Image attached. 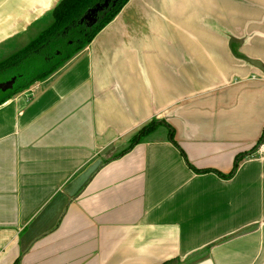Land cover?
<instances>
[{"label": "crops", "instance_id": "0c3cea01", "mask_svg": "<svg viewBox=\"0 0 264 264\" xmlns=\"http://www.w3.org/2000/svg\"><path fill=\"white\" fill-rule=\"evenodd\" d=\"M59 1L0 0V55ZM249 59L264 0H128L1 103L0 264H264V136L226 176L264 127ZM154 118L177 144L161 124L124 152Z\"/></svg>", "mask_w": 264, "mask_h": 264}, {"label": "trees", "instance_id": "16d2710c", "mask_svg": "<svg viewBox=\"0 0 264 264\" xmlns=\"http://www.w3.org/2000/svg\"><path fill=\"white\" fill-rule=\"evenodd\" d=\"M103 1L60 0L51 12L49 24L36 37L27 44L15 49L10 48L7 53L0 55V82L16 77L13 87L1 93L0 104L14 93L21 92L36 81L47 77L63 62L86 46L95 34L114 18L128 0H111L108 7L99 13L90 27L84 29L85 23L81 19L87 10ZM161 124L168 128L169 140L177 144L173 139L172 127L164 120L154 118L130 138L129 145L124 152L141 142ZM263 136L264 127L257 143L249 151L240 152L235 156L233 168L226 176H230L234 172L241 158L255 150ZM186 162L191 166L187 159ZM171 262V260L165 261L163 264Z\"/></svg>", "mask_w": 264, "mask_h": 264}, {"label": "water", "instance_id": "95a60500", "mask_svg": "<svg viewBox=\"0 0 264 264\" xmlns=\"http://www.w3.org/2000/svg\"><path fill=\"white\" fill-rule=\"evenodd\" d=\"M111 0H104L101 4H97L93 8H90L87 10L86 14L83 16L81 21L87 20L89 17H91L93 14H96V12L102 11L105 8L108 7ZM249 62L259 68L261 71L264 72V66L262 63L255 59H249ZM16 77H12L9 80L0 82V91L5 92L9 89H11L15 83Z\"/></svg>", "mask_w": 264, "mask_h": 264}, {"label": "flooded vegetation", "instance_id": "af4514ba", "mask_svg": "<svg viewBox=\"0 0 264 264\" xmlns=\"http://www.w3.org/2000/svg\"><path fill=\"white\" fill-rule=\"evenodd\" d=\"M102 12V11H99V12H96V14H93L91 17H89L87 20H84L83 23H85V26L83 27L84 29L87 28V27H90V25L94 22L93 20L96 19L99 15V13Z\"/></svg>", "mask_w": 264, "mask_h": 264}, {"label": "built area", "instance_id": "2783aa9c", "mask_svg": "<svg viewBox=\"0 0 264 264\" xmlns=\"http://www.w3.org/2000/svg\"><path fill=\"white\" fill-rule=\"evenodd\" d=\"M258 151L261 152L262 155H264V142L260 144Z\"/></svg>", "mask_w": 264, "mask_h": 264}, {"label": "rangeland", "instance_id": "374dc122", "mask_svg": "<svg viewBox=\"0 0 264 264\" xmlns=\"http://www.w3.org/2000/svg\"><path fill=\"white\" fill-rule=\"evenodd\" d=\"M25 40H26V39H25ZM23 42H24V41H22V40L19 41L17 46H18V47L22 46V45H23V44H22ZM26 44H27V43H26ZM15 46H16V45H15ZM39 62L41 63L42 61L40 60ZM1 93H3V92L0 91V95H1Z\"/></svg>", "mask_w": 264, "mask_h": 264}]
</instances>
